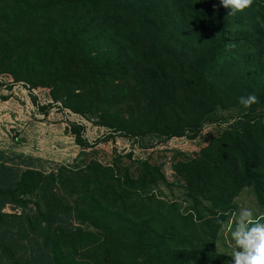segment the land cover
Segmentation results:
<instances>
[{
    "label": "trees",
    "instance_id": "1",
    "mask_svg": "<svg viewBox=\"0 0 264 264\" xmlns=\"http://www.w3.org/2000/svg\"><path fill=\"white\" fill-rule=\"evenodd\" d=\"M2 75L48 90L44 114L59 102L110 135L194 141L230 120L195 156L177 152L184 200L166 214L162 168L85 161L75 120L72 165L17 169L0 151V264H231L236 199L252 194L264 221V0L232 15L220 0H0ZM18 237L36 249L16 255Z\"/></svg>",
    "mask_w": 264,
    "mask_h": 264
},
{
    "label": "rangeland",
    "instance_id": "2",
    "mask_svg": "<svg viewBox=\"0 0 264 264\" xmlns=\"http://www.w3.org/2000/svg\"><path fill=\"white\" fill-rule=\"evenodd\" d=\"M21 83H15L7 75L0 76V151L8 154L11 158V161L7 162L8 165L25 169L27 163L24 161L29 157L39 159L41 162H36L34 167L46 172L56 169V166L59 165L74 164L77 159H80L79 154L82 151L75 143L74 138L69 135V123H72L76 117L67 115V111L62 109L59 102L49 109L48 114H44L43 109L46 105L44 101L48 98V93L40 92L39 98L29 96ZM3 98H7V100ZM217 115L227 119L226 122L220 123L223 124L221 127L206 126L203 130L205 132H201L194 141L187 140L186 142L184 139L172 143L171 145L175 149H164L166 143H161L158 138L154 137L131 139L114 134L110 135L109 130L98 126L96 121H87L80 116L83 125L86 126L84 136L87 137L89 143L94 145L93 150H85L89 156L87 159H83L89 161V159L94 158L104 165H113L114 162L118 161V166H121L122 169H129L138 161L145 159L160 166L167 182L155 189L154 194L157 201L165 204L166 208L162 210L166 214L169 212L170 205L184 200V191L180 189L182 188L181 185H176L178 179L172 169L177 152L195 156L205 147L208 138L221 131L227 122L229 123L230 115L227 112H221ZM235 117H237L236 114L232 116V120ZM12 156H21L19 158L22 159H16ZM180 182L183 184L182 181ZM235 205L234 213H238L242 208L252 209L253 215L258 213V204L249 192H245L237 198ZM29 209H33V206L29 205ZM4 212L11 214L17 210L7 207ZM73 223L74 226H78L76 222ZM228 229V227L222 228L220 240L225 239L227 241ZM26 245L18 237L12 249L16 255L23 247H27L30 253L36 249L33 245ZM226 246L229 247L227 243ZM221 252L228 253V250L224 249Z\"/></svg>",
    "mask_w": 264,
    "mask_h": 264
},
{
    "label": "clouds",
    "instance_id": "3",
    "mask_svg": "<svg viewBox=\"0 0 264 264\" xmlns=\"http://www.w3.org/2000/svg\"><path fill=\"white\" fill-rule=\"evenodd\" d=\"M251 3L252 0H220V4L228 10V15L242 12ZM256 102L257 97L253 94L238 98L239 105L245 109ZM174 139H178L176 142L188 140L173 138L166 143L164 149H175L171 145L175 143ZM235 215L237 219L230 231V240L233 245L231 264H264V221L254 218L253 210L249 208H242Z\"/></svg>",
    "mask_w": 264,
    "mask_h": 264
},
{
    "label": "built area",
    "instance_id": "4",
    "mask_svg": "<svg viewBox=\"0 0 264 264\" xmlns=\"http://www.w3.org/2000/svg\"><path fill=\"white\" fill-rule=\"evenodd\" d=\"M22 85H23V83H21ZM24 86V85H23ZM26 88V87H25ZM26 91H27V93L30 95V94H32V95H34V96H36L37 98H39V96H38V94L40 93V92H47L48 93V90H45V89H38V90H34V89H32V90H28L27 88H26ZM40 100V99H39ZM52 101L49 99V98H47L45 101H44V103H51ZM67 112H66V114L68 115L69 114V116L70 117H76V119H75V122H77V123H79V124H83V121H82V118L80 117V116H78V115H74V114H72L70 111H68V110H66ZM176 141H178V139H174L173 140V142H176Z\"/></svg>",
    "mask_w": 264,
    "mask_h": 264
},
{
    "label": "crops",
    "instance_id": "5",
    "mask_svg": "<svg viewBox=\"0 0 264 264\" xmlns=\"http://www.w3.org/2000/svg\"><path fill=\"white\" fill-rule=\"evenodd\" d=\"M64 126H65V124H64ZM63 130H64V127H63Z\"/></svg>",
    "mask_w": 264,
    "mask_h": 264
}]
</instances>
